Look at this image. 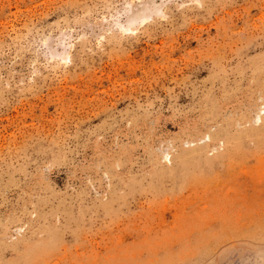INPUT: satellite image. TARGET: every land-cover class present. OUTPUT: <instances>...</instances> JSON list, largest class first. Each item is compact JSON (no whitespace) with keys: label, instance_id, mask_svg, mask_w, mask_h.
Wrapping results in <instances>:
<instances>
[{"label":"rangeland","instance_id":"1","mask_svg":"<svg viewBox=\"0 0 264 264\" xmlns=\"http://www.w3.org/2000/svg\"><path fill=\"white\" fill-rule=\"evenodd\" d=\"M0 264H264V0H0Z\"/></svg>","mask_w":264,"mask_h":264}]
</instances>
